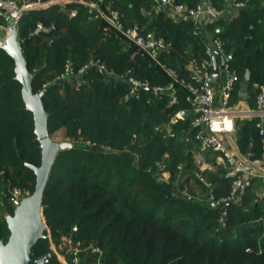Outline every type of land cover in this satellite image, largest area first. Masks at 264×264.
<instances>
[{
	"label": "trees",
	"instance_id": "1",
	"mask_svg": "<svg viewBox=\"0 0 264 264\" xmlns=\"http://www.w3.org/2000/svg\"><path fill=\"white\" fill-rule=\"evenodd\" d=\"M94 1L118 9L125 26L134 23L169 47L156 59L136 53L129 39L117 37L103 19H90L88 9L77 3L65 10L57 3L38 7L16 24L19 42L28 39L23 55L34 91L44 90L49 133L65 126L73 145L59 152L46 186L44 217L52 239L59 243L63 235H73L100 248H83L79 264H99L101 258L104 264H264V181L232 196L224 215L226 202L217 204L209 195L216 200L230 196L232 180L202 171L195 163L192 148L200 146L196 135L202 126L195 122L184 87L175 84L179 103L171 104L170 89L156 93L140 87L133 95L126 79L130 74L152 88L169 85L174 80L160 63L180 77L187 75L188 50L200 60L211 34L225 41L229 63L241 79L250 70L251 89L255 81L264 83V0H244L240 8H231V0H211L222 14L199 35L192 20L177 21L167 9L156 12L155 0ZM203 1L176 0L191 8ZM73 8L78 9L74 17L69 13ZM230 9L237 12L234 18ZM1 23L7 24L6 19ZM97 60L118 78L101 74L93 63ZM15 67L0 44V192L7 214L15 210L14 189L22 190L23 197L35 191L36 174L27 164L39 166L42 158ZM255 96L253 91L252 106ZM184 108L189 116L168 127L174 113ZM256 122L245 120L237 128L240 148L255 156L264 152ZM191 180L200 185L201 194L193 191ZM5 212L1 207L0 221L9 234ZM32 251L33 257L51 252L46 264H61L47 236Z\"/></svg>",
	"mask_w": 264,
	"mask_h": 264
},
{
	"label": "built area",
	"instance_id": "2",
	"mask_svg": "<svg viewBox=\"0 0 264 264\" xmlns=\"http://www.w3.org/2000/svg\"><path fill=\"white\" fill-rule=\"evenodd\" d=\"M60 1L64 2V6L73 3L84 5L88 9L90 19H103L109 28L114 30L117 37L129 39L135 45L136 53L147 54L156 59L158 54L169 46L165 40L155 37L152 32L143 33L138 25L125 26L118 9L103 6V4L92 0H0V28L2 26L8 28L11 21L16 25L20 18L30 10L38 7H47L55 3L58 4ZM245 3L246 1L244 0H233V5L237 8L244 7ZM163 5L171 8V15L175 20H192L193 24H195V35H199L203 26L217 20L222 14V11L215 7L211 0H204L195 8H191L182 2L178 3L176 0H155V7ZM69 13L74 17L78 13V9L73 8ZM2 18L6 19L7 24L1 23ZM38 28L41 29L42 25L39 24ZM225 55V41L219 36L211 37L206 40L205 55L200 60H196L193 56L189 59L187 75L180 77L174 68L166 63H160L174 81L165 87L156 86L152 89L156 93H163L166 89H170L171 104H178L179 96L177 95L175 84L184 87L186 99L190 104L189 108L195 116V122L202 126L196 135L200 148L216 152L222 158L224 166H226L227 176L232 180L230 196L223 197L220 200H216L215 195L210 197L217 204L229 200L240 191L241 187L252 186L253 182L257 180L264 181V152L262 155L257 156L251 150L248 152H237L230 146L226 138L237 132L238 125L242 121L257 120L256 127L264 140V83L255 81L252 85V91L256 94L253 106L247 105L243 101L234 103L232 101L233 91L241 77L237 69L231 67L229 59ZM215 56H221L222 59H226L222 68L213 59ZM93 63L97 64L98 71L101 74L106 76L112 74V72L108 71L106 65L99 62V60ZM88 67L89 65L83 67L79 72L84 71ZM70 72H72V67L68 64L66 73ZM129 72L130 70L128 74ZM221 74L224 75V80H221ZM63 76L64 74L60 77ZM126 79L131 83L129 94L136 95L140 87H150L148 81L144 82L133 75L129 74ZM219 80H221L219 84H212V82ZM126 97L127 99L129 98L128 96ZM182 112V110H177L174 113L168 122L169 127L176 124L179 120H184L185 116H183ZM2 175L3 173L0 172V178ZM13 193V198H19L22 191L14 189ZM83 248H91L93 252L100 251L99 247L96 248L93 245L85 246L82 242L70 245V249L75 254L82 252ZM79 259L80 256L78 257L77 255L75 260L78 261Z\"/></svg>",
	"mask_w": 264,
	"mask_h": 264
},
{
	"label": "water",
	"instance_id": "3",
	"mask_svg": "<svg viewBox=\"0 0 264 264\" xmlns=\"http://www.w3.org/2000/svg\"><path fill=\"white\" fill-rule=\"evenodd\" d=\"M59 4L61 9L64 10V2L60 1ZM8 29L10 30V36L1 46L5 47L14 59L16 65L15 79L22 84V98L25 101L26 108L33 113L34 132L40 142L42 158L39 166L31 163L27 164L36 174L35 191L20 200L17 197L13 198L15 210L12 214H7L6 216L10 234L8 239L0 236V264H46L52 256L51 252H47L40 257H33L32 251L35 243L39 239L46 237L45 232L50 228L44 217L46 207L43 201L46 186L51 177L56 159L60 154L59 152L72 148L73 145L70 141L56 142L53 140L52 135H50L48 112L42 100L44 90H40L39 92L34 91L33 75L30 73L23 55V46L27 43L28 39L19 42L18 29L13 21L10 22ZM213 59L217 61L216 56ZM225 61L226 59L223 58V64ZM243 76L240 94L241 98L247 101L249 95H251V91L249 90L252 77L250 70L246 69ZM112 77L118 78V75L112 74ZM148 89L152 91L153 88L148 87ZM182 114L183 116L188 115L186 110ZM243 189L244 187H241L240 191ZM182 197L186 199L189 196L183 194ZM225 202L226 204L222 207L224 215L227 214V205L231 201L227 200ZM100 260V264L105 263L103 258Z\"/></svg>",
	"mask_w": 264,
	"mask_h": 264
},
{
	"label": "crops",
	"instance_id": "4",
	"mask_svg": "<svg viewBox=\"0 0 264 264\" xmlns=\"http://www.w3.org/2000/svg\"><path fill=\"white\" fill-rule=\"evenodd\" d=\"M92 1H94V0H92ZM232 2H233V0H231V2H230V7L232 8V7H234V5L232 4ZM58 5L60 6V4L58 3ZM61 7V6H60ZM65 8H64V10L66 9V7H67V5L66 6H64ZM156 9V12H159L160 10H168V14H170L171 15V8L169 7V6H167V5H163V6H161V7H155ZM62 10V9H61ZM229 13L231 14V17L232 18H234L235 17V15L237 14V12H236V10H233V9H230L229 10ZM172 16V15H171ZM173 17V16H172ZM134 24V23H133ZM132 24V25H133ZM220 29L218 28V31H219ZM212 37V35L211 34H208L207 35V38L209 39V38H211ZM169 47V46H168ZM188 53H189V57L191 58L192 57V55H193V53H192V50L191 49H189L188 50ZM226 57H227V59H229V62H230V60H231V55L230 54H227L226 53V55H225ZM216 59H217V61H215L217 64H218V66L220 67V68H222V66H223V59H222V57L221 56H218V57H216ZM244 75V74H243ZM244 77V76H243ZM225 79V77H224V75L223 74H221V80H224ZM243 79V78H242ZM242 79H241V81H240V87H239V90H238V95L235 97L236 99L234 100L233 98H232V101L234 102V103H237V102H240V101H243L245 104H247V105H250V106H252L251 104H250V97L252 96V93H253V91H252V89L251 88H249V90L251 91V95H249V97H248V100L247 101H244L242 98H241V94H240V91H241V86H242ZM221 80H219V81H215V82H212V84L213 85H216V83L217 84H219V82H221ZM238 84V83H237ZM234 97V96H233ZM254 101H255V99H254ZM179 110H182V111H184V110H188V109H179ZM187 116H185L184 117V119L185 118H187L188 116H189V110L187 111ZM180 121V120H179ZM245 121V120H244ZM249 121H252V120H249ZM169 127V126H168ZM171 127V126H170ZM227 138V141H228V143L230 144V146L232 147V148H234V150L235 151H237V152H239V151H243L241 148H240V146H239V139H238V130H237V132L234 134V135H232V136H228V137H226ZM192 152H193V157H194V161H195V163L197 164V166L198 167H200V169L203 171V170H208L209 171V173H212L213 175H215V174H220L221 175V173H222V176L223 177H225V178H227L228 176H227V169H226V166H224V162H223V160H222V158H220V156L217 154V153H215L214 151H212V150H202L201 148H200V146H194L193 148H192ZM262 155V154H261ZM208 174V173H207ZM169 176V175H168ZM200 176V180L201 181H204L205 180V176L203 175H199ZM210 181V180H209ZM209 181H205V183H206V185H208V186H210V185H213L214 186V184L212 183L211 184V182H209ZM190 185H192V189H193V191H195L197 194H201V189H200V185L198 184V183H196L194 180H191V182H190ZM263 192H262V194H264V188H263V190H262Z\"/></svg>",
	"mask_w": 264,
	"mask_h": 264
},
{
	"label": "rangeland",
	"instance_id": "5",
	"mask_svg": "<svg viewBox=\"0 0 264 264\" xmlns=\"http://www.w3.org/2000/svg\"><path fill=\"white\" fill-rule=\"evenodd\" d=\"M10 36V30L8 28H5V26H2V28H0V44H3L6 42L7 38ZM50 135H52V138L54 141L59 142V141H69L66 135V127L65 126H61L58 130H54ZM89 144V143H88ZM90 145V144H89ZM83 148L85 150H89L90 148L88 147H84ZM97 148L96 146H94V149ZM104 152H109L107 149L101 148ZM114 152H117V150H114ZM111 152V151H110ZM1 173H4V171H0ZM169 173H165L164 176L165 178H168ZM204 181H209L207 179H205ZM22 191V190H21ZM28 191V190H27ZM26 191V192H27ZM30 192V191H28ZM27 192L28 195H30ZM212 195H214L213 193H211L209 196L211 197ZM0 196H1V192H0ZM19 198H23V194L21 193ZM4 206V209L6 210V214L5 216H7L9 207L4 205V200L1 199V207ZM46 220V219H45ZM0 227H1V235H3L4 237H8V233L6 230V227L4 226V223L2 221H0ZM76 227V226H75ZM46 235L49 239V243H50V250L55 254L56 258L58 261L61 262V264H71V262L69 260L72 261V263L74 264H79L80 263V259L78 261L75 260V257L78 255V257L80 256V253L75 254L71 249H70V245L71 244H76L77 242H82L81 240H77L73 235H63L61 238V241L59 243H56L53 239H52V232L51 229L49 228L46 232ZM84 245L85 243L82 242ZM86 246V245H85ZM86 250H89L88 248Z\"/></svg>",
	"mask_w": 264,
	"mask_h": 264
},
{
	"label": "flooded vegetation",
	"instance_id": "6",
	"mask_svg": "<svg viewBox=\"0 0 264 264\" xmlns=\"http://www.w3.org/2000/svg\"><path fill=\"white\" fill-rule=\"evenodd\" d=\"M18 199L20 200V199H22V198H18ZM9 234H10V232H9ZM0 236H1V237H4V236H2L1 234H0ZM8 236H9V235H8ZM5 238L8 239V237H5Z\"/></svg>",
	"mask_w": 264,
	"mask_h": 264
}]
</instances>
